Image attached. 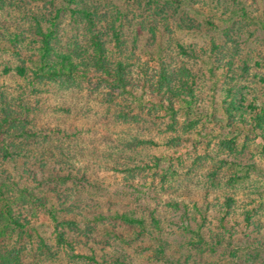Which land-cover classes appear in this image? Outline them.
I'll list each match as a JSON object with an SVG mask.
<instances>
[{
	"label": "rangeland",
	"instance_id": "obj_1",
	"mask_svg": "<svg viewBox=\"0 0 264 264\" xmlns=\"http://www.w3.org/2000/svg\"><path fill=\"white\" fill-rule=\"evenodd\" d=\"M110 1L121 8L126 6L124 2L136 4L135 0ZM18 2L19 6L0 11V25L18 20L21 30L27 34L23 39L32 44L35 40L29 34L31 25L25 21L31 17L30 11L38 13L45 9L49 14L52 10L41 0ZM187 2L176 15L173 14L175 5H164L163 8L164 17H170L173 25L171 37L178 41L186 55L179 53L173 41L168 42L160 12L155 19L154 16L148 18L149 12H144L141 18L137 15L131 25L135 27L138 23L149 27V19L160 22L158 27L167 45L171 44L168 53L178 64L184 63L191 70L196 77L195 86L201 88L202 97L197 101V109L211 110L214 105L219 109L221 92L213 96V83L221 88L222 83L230 78H233L232 83L240 85L245 106H264V0ZM143 4L146 5L145 1ZM22 7L28 11L27 17L19 11ZM240 8H244L250 18L245 23H236L231 29V18L236 17L233 12L240 11ZM207 19L215 27L206 24ZM71 20L68 14L63 16L62 27L66 28ZM187 25H194V29L189 30ZM144 29L137 45V59L131 61L158 72L157 62H149L147 57L157 51V44L149 29ZM65 42L66 39L62 44ZM210 50L216 54H212L213 61L222 57V66L217 68L215 78L208 71L210 65L206 64V52ZM30 53L32 56L33 48ZM34 53L36 55V50ZM230 59L234 62L231 68L228 64ZM17 64L13 53L0 52V106L14 108L24 101L28 108L35 106L31 116L38 120L39 128L52 130L59 126L74 133L80 131L82 141L77 149L91 151L95 146L100 164L95 167L100 189L87 188L78 195L80 214L77 219L82 229L89 228L88 235L77 237L74 250L67 252L56 244L55 225L49 216L41 210L34 212L35 215L28 213L31 225L45 238L55 258L42 257L37 263L36 256L31 254L33 246H38L35 233L31 241L26 240L29 252L27 257L25 254L21 256L22 264H167L158 258L159 246L164 247L167 259L174 264L264 263V226L258 231L259 226L256 225V231L254 226L246 227L244 222L245 213H251L255 215V221L264 223V139L259 132H251L239 122L237 130L229 131L223 128L224 124L206 120L205 124H194V131L179 129L174 134L168 126L169 114L158 108L152 111L148 103L144 104L143 111L132 110L130 103L123 105L128 118L120 119L117 124L110 121L106 125L102 121L104 106L95 97L86 96V85H69L75 82L66 80L45 83L43 80L28 88L27 81L15 71ZM28 65L26 62L25 66ZM244 66L249 67V73L243 74ZM30 67L33 64L28 69ZM91 82L96 83V79ZM13 100L15 103H11ZM82 107L84 110L79 111ZM70 109L75 111L67 112ZM134 115L137 116L135 120L132 119ZM217 116L220 119L222 114L217 112ZM178 119L185 121L186 117L180 112ZM194 119V116L190 117L191 123ZM233 141L236 146H233ZM126 155L134 156L129 165H124L131 159ZM76 160L77 167H82L83 158L76 156ZM156 161L159 167L155 166ZM2 165L16 174L12 163ZM39 165L34 160L18 163L19 172L28 168L23 184L36 192L39 187L45 191L52 190L56 185L52 179L55 174L49 167L41 168ZM163 171H167L165 174L174 188L168 189L165 187L168 184H165L161 190ZM90 181L93 182V178ZM71 194L76 197L78 192L71 190ZM18 195L16 192L8 194L13 201L20 203L22 200ZM51 197L52 202L58 203L55 196ZM172 201L178 203L176 208L170 206ZM227 204L236 211L230 218L223 216L222 209ZM22 205L24 209L20 211L27 214L30 204L24 200ZM134 211L137 217L143 215L146 219V230L141 231L139 227H131L116 218ZM151 212L160 220L159 226H152ZM100 215L107 218L99 220ZM223 218L226 219L225 226ZM198 233L201 237L197 236ZM213 237H220L221 244L216 245ZM253 244L262 247L255 250L252 249ZM237 252L239 258L231 260V255Z\"/></svg>",
	"mask_w": 264,
	"mask_h": 264
},
{
	"label": "trees",
	"instance_id": "obj_2",
	"mask_svg": "<svg viewBox=\"0 0 264 264\" xmlns=\"http://www.w3.org/2000/svg\"><path fill=\"white\" fill-rule=\"evenodd\" d=\"M41 1H45L52 11L49 14L45 12V9L38 13L30 11L32 15L25 21H29L31 25L29 34L35 40L32 44L23 39V36L27 34L21 30L18 20L0 25V52L8 51L17 57L18 64L15 71L27 81L28 88L33 86V83H42L43 80L45 83L66 80L75 82L69 83V85H86L88 88L86 96L95 97L99 104L104 106L102 121L106 122V125L110 121L111 124H117L120 119L128 118L127 113L122 109L123 105L127 106L130 103L132 110L143 111L144 104L148 103L152 106V111L158 108L169 114L168 126L174 134L178 133L179 129L185 132L194 131V124H205L208 120L224 124L223 128L229 131L237 130L239 122L242 126L248 127L251 132H259V136L264 139V106L259 108L253 105L245 106L241 87L238 83H232L233 78L222 83L221 88L217 83H213V96L219 91L221 92L219 94L221 97L219 109L215 105L211 110L209 108L197 109V101L202 97L201 88L195 86L196 77L191 70L184 63L178 64L171 53H168L171 44L167 45L164 34L158 27L160 22L149 19L147 22L149 27H142V24L138 23L135 27L131 25L137 15H140L141 18L144 12H149L148 18L154 16L155 19L156 14L160 12L162 14V29L170 37V39L167 38L168 42L173 41V46L179 50V53L186 55L183 47L171 37L173 25L170 22V17H164L163 8L168 7L167 5H175L173 14L176 15L182 7L189 3L187 0H135V5L124 2L126 6L122 8L115 3L112 4L110 0H60L59 4L56 3L57 0ZM143 1L146 5L143 4ZM19 4L18 0H0V11L5 12L8 8L14 5L19 6ZM155 9L157 10L151 11ZM19 11L24 16H28L25 7ZM67 14L72 20L64 28L62 27V18ZM234 15L236 17L231 18V29L236 23H245L250 18L244 8H240L238 12L234 11ZM142 21L140 22L142 23ZM205 22L209 26L215 27L213 23H210V20L207 19ZM178 26L181 25L178 24ZM193 26L187 25L186 27L191 30L194 29ZM144 28L149 29L153 41L157 44V51L149 50L151 54L147 57L149 62H157L158 72H155L151 67L134 64L131 61H135L139 54L137 45L145 31ZM108 34L110 39H108ZM64 39L66 42L62 44ZM31 48H33L32 56L34 57L31 56ZM35 50L37 56L34 53ZM212 54H215L212 50L206 52V64L210 65L208 71L215 78L217 77V68L222 66V57H216L213 61ZM26 62L29 65L33 64V67L28 69L29 65L26 67ZM233 63V59H230L228 63L230 68ZM244 67L243 74L249 73V67ZM94 78L96 83L91 82ZM69 85L66 86L69 87ZM13 101H8V103H15V100ZM83 110L82 107L79 111ZM32 111H35V106L28 108L24 101H21L18 106L15 105L14 108L9 106L8 109H5L2 105L0 106V264H22L23 257L21 258V256L25 254L27 257L29 252L26 240L31 241L35 233L38 246H33L31 254L36 256L37 263L40 262L38 259L42 257L55 258V254L51 252V247L46 243L45 238L37 233L36 227L32 226L29 220V214L35 215L33 213L40 210L54 222L56 244L59 248L65 249L67 252L69 249L73 251L77 243L76 238L80 235L87 236L89 230L88 227L82 229L77 219L80 204L78 195L87 188L100 189L96 180L98 171L95 167L100 165L96 147L92 146L91 151L77 149L82 141L80 131L74 133L59 126L52 130H48L46 127L39 128L38 120L31 116ZM69 111L75 110H67V112ZM180 112L186 117L185 121H179L178 114ZM217 112L222 114L220 119ZM191 116L195 117L193 123L190 121ZM136 118V115L132 117L134 120ZM233 146H236L234 141ZM76 156L83 158L82 167H77ZM125 157L131 159L124 165H129L131 160H134V156L126 155ZM21 160L24 163L34 160L35 163L40 164L41 168L49 167L51 173L55 174L52 178L56 183L55 187L49 191L39 187V191L36 192L24 185L28 168L19 172L18 163ZM5 163H12L13 171L16 174L7 171L2 165ZM155 166L159 167L157 161ZM167 171H163L164 175L160 182L161 190L165 184H168L165 186L168 189L174 188L173 185H170V179L165 174ZM172 174L174 175V173ZM91 178H93V182L90 181ZM71 190L78 192L76 197L72 196ZM11 192L18 193L22 201L25 200L26 204H30L28 215L20 211L24 209L22 201L16 203L12 197L8 196ZM51 196H55L54 199H57L58 203L52 202L53 197ZM177 205V202H173L170 206L176 208ZM230 206L231 204H227L222 209L224 218H230L236 213L230 209ZM154 214L150 213L151 224L159 226L160 220ZM70 215L71 217H69ZM106 218L105 215H100L98 219ZM116 218L131 227H139L141 231L146 230V219L143 215L137 217L136 211L117 215ZM224 218L223 226L226 222ZM244 222L246 227L254 226V230L258 225V231L264 226L263 222L255 221V215L251 213H245ZM197 236L201 237V234L198 233ZM213 239L216 245L221 244L220 237H213ZM7 242L9 243L6 244ZM13 242L14 244H12ZM10 244L13 246H8ZM258 246L253 244L252 249L259 250ZM259 247L261 248L262 245ZM158 258L167 264H174L167 259L163 246H159ZM232 258H239L238 252L232 254L231 260H233Z\"/></svg>",
	"mask_w": 264,
	"mask_h": 264
}]
</instances>
